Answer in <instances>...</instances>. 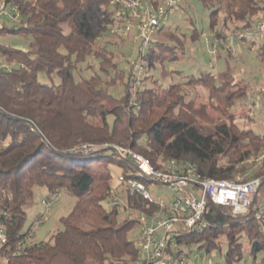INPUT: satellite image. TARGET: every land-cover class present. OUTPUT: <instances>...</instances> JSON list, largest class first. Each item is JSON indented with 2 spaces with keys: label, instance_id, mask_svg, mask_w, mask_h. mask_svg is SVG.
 <instances>
[{
  "label": "trees",
  "instance_id": "16d2710c",
  "mask_svg": "<svg viewBox=\"0 0 264 264\" xmlns=\"http://www.w3.org/2000/svg\"><path fill=\"white\" fill-rule=\"evenodd\" d=\"M4 1L17 7L21 19L2 20L0 34L23 36L28 45L22 49L0 43V59L17 65L11 72H0V228L5 236L0 260L135 264L140 230L130 235L139 227L131 212L157 208L137 195L129 197L126 206L102 205L110 202L112 169L124 175L135 172L128 159L118 158L104 143L128 146L154 168L163 169L175 159L215 179H233L238 173L246 179L263 176L264 162L249 171L246 160L264 150V132L242 127L235 118V102L246 94L249 81L217 82L210 70L197 75L171 70L181 80L161 87L150 69L174 62L179 50L155 36L144 49L137 41L133 58L124 59L121 66L114 41L118 36L111 30L117 7L110 0ZM149 1L156 6L161 0ZM196 1L208 12L207 34L215 40L211 45L234 59L230 35L250 28L264 2ZM193 7L191 0H180L177 10L183 11L196 40L205 31L194 25ZM128 33L135 37V29ZM258 49L264 60V46ZM138 61L143 63L141 71ZM83 63L85 69L96 63L98 71L82 75ZM40 75L58 81L44 83ZM85 142L95 144L90 153L71 150ZM37 186L46 189V201L60 190L74 197L70 211L60 218L62 228L45 241H32L28 230L22 232L25 205ZM255 212L256 204L237 218L229 208L207 201L198 222L168 235L167 251L179 254L182 245L192 244L206 253L221 252L226 245L224 264H241L246 241L254 264H264V230Z\"/></svg>",
  "mask_w": 264,
  "mask_h": 264
},
{
  "label": "built area",
  "instance_id": "2783aa9c",
  "mask_svg": "<svg viewBox=\"0 0 264 264\" xmlns=\"http://www.w3.org/2000/svg\"><path fill=\"white\" fill-rule=\"evenodd\" d=\"M179 2L180 0H161L153 6L149 0H110V5L117 7L111 30L122 37L135 29L136 41L141 42L144 49L157 29L167 21L170 11L177 9ZM6 18L19 20L21 15L16 6L7 5L4 0H0V22ZM237 38L257 40L264 46V5L261 15L251 27L232 33L229 42L232 43ZM16 67V64L0 59V72H11ZM136 68L143 70V63L138 61ZM102 146L110 147L118 158L128 159L135 169V172H128L127 175L117 170L115 183H111L110 206H126L128 198L137 195L157 208L137 215L140 240L135 264H218L198 253L190 258L187 252L169 254L168 235L179 229L191 228L198 222L207 201L229 208L232 215L247 213L255 205L253 195L264 181V174L253 179H246V175L240 173L235 174L233 179L210 178L200 174L193 165L175 159L169 160L163 169L154 168L148 158L128 146L108 143ZM94 147L95 144L85 142L71 150L80 149L84 153H90ZM263 162L264 150L246 160V163L256 165ZM143 179L166 186L169 190L167 202L161 195L154 196ZM52 201L42 200V203L48 206ZM44 217L40 215L37 223H42ZM255 218L264 230V212L259 206H256ZM4 242V231L0 228V244ZM0 264H6V259L0 260Z\"/></svg>",
  "mask_w": 264,
  "mask_h": 264
},
{
  "label": "rangeland",
  "instance_id": "374dc122",
  "mask_svg": "<svg viewBox=\"0 0 264 264\" xmlns=\"http://www.w3.org/2000/svg\"><path fill=\"white\" fill-rule=\"evenodd\" d=\"M193 2V12L190 11L192 18L194 19V25L200 30H204L205 34L201 35L198 39L192 40L191 30L188 28V23L183 19L184 14L182 10H172L169 13L167 21L164 23L163 28L157 30L154 34L156 38L167 40L170 43L177 45L179 58L174 62H167L163 65H154L150 69L154 78L157 80L161 87H165L170 82L180 81L179 75L171 70L182 71L183 73H193L197 75L200 70H210L216 75V81L220 82L224 79H237L244 78L249 81V89L246 94L240 97L235 102V118L238 124L242 127H251L255 131L264 132V60L259 58L257 53L260 43L257 40H253V49H249L251 42L248 40L239 51L234 42H229V49L234 57L228 58L226 51L223 48H217L215 45H211L206 41L207 25H208V12L202 7L196 0ZM98 12H94V16H97ZM183 15V16H182ZM4 20V19H2ZM1 20V21H2ZM205 35V36H204ZM131 33H128L120 39L119 36L114 38L116 41L117 53L121 57V66L124 64V59H132L136 49V38ZM215 41V40H214ZM0 43L9 45L12 47H19L26 49L28 45V38L15 34H0ZM249 45V46H248ZM248 46V47H247ZM214 47V51H213ZM222 54V62L217 60L216 54ZM122 54V56H121ZM225 55V56H224ZM224 56V57H223ZM82 75H90L98 71L97 64L94 63L92 69H85L86 64H81ZM40 81L44 83L57 82L56 76H52V80L44 75L39 76ZM210 114L215 116L217 113L213 110H209ZM244 115L242 117H239ZM248 170H255L258 165L248 164ZM118 171L112 169V180L114 184V177ZM152 194L155 196L161 195L165 202L169 198V190L166 186L155 183L147 184ZM47 191L44 187L37 186L34 188L33 196L27 201L25 205L26 220L22 227V232L28 230V235L32 241H45L56 231L62 228L60 218L65 216L71 209L74 202V197L65 190H60L53 197L52 203L46 206L42 203V200L46 199ZM257 201L260 203L262 210L264 211V183L262 185L261 193L258 195ZM104 207L110 205L109 199L102 202ZM40 215H44V221L37 223V219ZM131 215L136 217L137 212H131ZM139 227L134 228L130 232V235L137 233ZM181 248L184 252L188 253L189 258L193 257L194 253H198L203 257H207L212 262L218 264H224L223 254L226 251V245L222 246L221 252L215 251L206 253L203 249H197L195 245H182ZM248 242L244 241L243 245V258L241 264H254L253 258L248 253ZM260 256L257 255V259ZM258 261V260H256Z\"/></svg>",
  "mask_w": 264,
  "mask_h": 264
},
{
  "label": "crops",
  "instance_id": "0c3cea01",
  "mask_svg": "<svg viewBox=\"0 0 264 264\" xmlns=\"http://www.w3.org/2000/svg\"><path fill=\"white\" fill-rule=\"evenodd\" d=\"M204 36H205V35H204ZM206 38H207V39H206V40H207L206 42H207V43H208V42L210 43V44L208 45V47H209V46H211V43L214 42V41H213V39H212V37H211L210 34H208V35L206 36ZM234 43L236 44V47H237L238 50L240 51V50H241L240 48H241L242 45H244L246 42H245V43H241V42H239L238 40H236V41H234ZM248 46H249V45H248ZM248 46H247V47H248ZM253 47H255V46H254V43L252 42V43L250 44V46H249V49L252 50ZM258 48H259V47H258ZM256 50H258V52H259V49H256ZM258 52H257V53H258ZM224 56H225V55H224ZM224 56H223V57H224ZM216 57H217V60H218L219 62H222V54L217 53V54H216ZM259 58H260V57H259ZM260 59H261V58H260ZM112 184H113V183H112ZM262 185H263V184H262ZM261 189H262V186L259 187L258 190L254 193V195H253V200H254V203L256 204V206H259V207L262 209L260 203L257 201L258 195L261 193Z\"/></svg>",
  "mask_w": 264,
  "mask_h": 264
},
{
  "label": "water",
  "instance_id": "95a60500",
  "mask_svg": "<svg viewBox=\"0 0 264 264\" xmlns=\"http://www.w3.org/2000/svg\"><path fill=\"white\" fill-rule=\"evenodd\" d=\"M245 215H247V214H245ZM245 215H237L236 217H237V218H242V217H244Z\"/></svg>",
  "mask_w": 264,
  "mask_h": 264
}]
</instances>
